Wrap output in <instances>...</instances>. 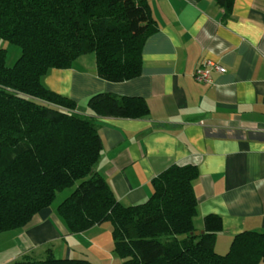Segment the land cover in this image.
<instances>
[{
	"label": "trees",
	"instance_id": "trees-1",
	"mask_svg": "<svg viewBox=\"0 0 264 264\" xmlns=\"http://www.w3.org/2000/svg\"><path fill=\"white\" fill-rule=\"evenodd\" d=\"M215 1L228 17L236 0ZM158 30L149 0H0V38L22 50L10 67L0 48V232L27 226L59 192L76 186L57 206L59 215L71 233L110 222L123 264L264 262V232L237 234L226 254L216 250L221 217L207 216L205 232H195L194 181L200 172L195 165L168 167L153 179L145 202L123 204L95 172L104 149L96 119L44 83L52 69L73 67L91 53L101 78H136L143 71L144 46ZM88 106L99 116L150 114L141 97L104 92L91 96ZM10 264L95 263L51 253Z\"/></svg>",
	"mask_w": 264,
	"mask_h": 264
},
{
	"label": "crops",
	"instance_id": "crops-1",
	"mask_svg": "<svg viewBox=\"0 0 264 264\" xmlns=\"http://www.w3.org/2000/svg\"><path fill=\"white\" fill-rule=\"evenodd\" d=\"M149 3L159 30L144 46L140 76L103 79L87 54L52 69L44 83L96 119L104 149L95 172L123 204L145 202L168 167L197 166L195 232H205L207 216L221 217L216 250L226 254L237 234L264 232V0H236L228 17L215 0ZM207 60L226 68L212 69L210 82L195 76ZM102 92L141 97L150 114L96 115L88 101ZM97 228L71 233L52 205L27 226L0 232V264L58 251L90 258L86 250L99 251Z\"/></svg>",
	"mask_w": 264,
	"mask_h": 264
},
{
	"label": "rangeland",
	"instance_id": "rangeland-1",
	"mask_svg": "<svg viewBox=\"0 0 264 264\" xmlns=\"http://www.w3.org/2000/svg\"><path fill=\"white\" fill-rule=\"evenodd\" d=\"M0 48H4L7 51V65L10 67L14 66L22 54L21 48L1 38ZM87 57L92 60L96 59L94 53L88 54ZM75 188L76 186L59 192L55 201L53 202V205L58 206L63 200L72 194ZM112 227L113 226L110 222H103L102 224H99V228H97V230H99V251H85L89 252L87 254L90 255V258L95 262V264H123V259L114 251V239L111 233ZM46 256L47 255H44L41 258H46ZM55 256L65 257V253L63 251H58L55 252ZM74 256L85 257V255L79 254H74L73 257ZM261 264H264V262Z\"/></svg>",
	"mask_w": 264,
	"mask_h": 264
},
{
	"label": "built area",
	"instance_id": "built-area-1",
	"mask_svg": "<svg viewBox=\"0 0 264 264\" xmlns=\"http://www.w3.org/2000/svg\"><path fill=\"white\" fill-rule=\"evenodd\" d=\"M212 69H217L222 72L226 71V68L224 66L214 63L211 60H207L202 66L197 68L195 76L199 80L210 82Z\"/></svg>",
	"mask_w": 264,
	"mask_h": 264
}]
</instances>
